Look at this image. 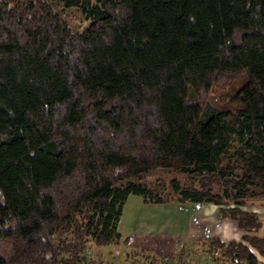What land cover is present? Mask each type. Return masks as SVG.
Here are the masks:
<instances>
[{"label":"trees","instance_id":"trees-1","mask_svg":"<svg viewBox=\"0 0 264 264\" xmlns=\"http://www.w3.org/2000/svg\"><path fill=\"white\" fill-rule=\"evenodd\" d=\"M164 169L186 182L130 181ZM0 191V264H90L132 195L216 205L244 234L205 251L260 264L264 0H0Z\"/></svg>","mask_w":264,"mask_h":264},{"label":"rangeland","instance_id":"rangeland-1","mask_svg":"<svg viewBox=\"0 0 264 264\" xmlns=\"http://www.w3.org/2000/svg\"><path fill=\"white\" fill-rule=\"evenodd\" d=\"M65 18L78 32L88 25L76 9L68 10ZM239 87V83L226 88L216 86L206 104L213 109H222ZM172 179L186 182L181 172L168 169L133 176L130 181L169 192ZM127 183L122 181L118 186ZM246 209L258 211L262 226L255 234L264 237V200H249ZM119 230L123 238L120 244L97 246L88 243L86 256L90 264H230L225 257L216 261L205 251L203 242L211 237L224 241L240 240L244 234L235 222L219 215L216 205L189 201L146 204L141 197L134 195L124 206ZM258 257L264 261L262 256Z\"/></svg>","mask_w":264,"mask_h":264},{"label":"crops","instance_id":"crops-1","mask_svg":"<svg viewBox=\"0 0 264 264\" xmlns=\"http://www.w3.org/2000/svg\"><path fill=\"white\" fill-rule=\"evenodd\" d=\"M258 212V211H257ZM260 264H264V261H262L261 259H260Z\"/></svg>","mask_w":264,"mask_h":264}]
</instances>
